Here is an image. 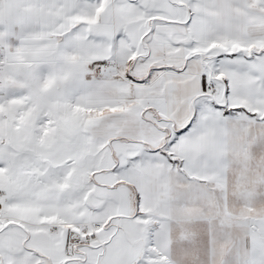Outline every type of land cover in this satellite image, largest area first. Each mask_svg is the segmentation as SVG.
Segmentation results:
<instances>
[{
  "label": "snow or ice",
  "instance_id": "1",
  "mask_svg": "<svg viewBox=\"0 0 264 264\" xmlns=\"http://www.w3.org/2000/svg\"><path fill=\"white\" fill-rule=\"evenodd\" d=\"M0 264H264V0H0Z\"/></svg>",
  "mask_w": 264,
  "mask_h": 264
}]
</instances>
